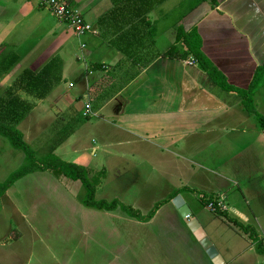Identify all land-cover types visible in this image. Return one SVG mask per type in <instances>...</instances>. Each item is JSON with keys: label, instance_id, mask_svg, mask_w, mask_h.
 <instances>
[{"label": "crops", "instance_id": "crops-1", "mask_svg": "<svg viewBox=\"0 0 264 264\" xmlns=\"http://www.w3.org/2000/svg\"><path fill=\"white\" fill-rule=\"evenodd\" d=\"M16 1L19 9L27 6L25 0ZM165 1L155 0L149 6L148 0H73L94 32L76 39L75 46H79L80 51L73 55L62 45L65 39L74 35L61 22L66 27L56 30L55 37L60 42L58 50L42 59L38 66L56 56L61 63V80L41 99L29 95L22 97L21 93H26L19 91L22 98L33 103L27 116L33 127L37 120L54 115L51 120L56 122L53 132L59 133L60 143L72 135L73 130H69L68 125L74 118L83 116L84 104H88L94 117L97 114L99 117L117 116L108 129L110 135L113 132L118 135L107 137L111 145L139 142L140 149H146L140 154L147 158L155 156L159 163L164 156L181 158L195 167L194 173L205 172L201 182L191 178L196 183L194 186H181L213 195L220 209L238 221L252 225L264 240V224L260 221L264 213V130L253 114L245 112L239 94L248 88L255 70L264 62V0H215L214 4L198 0L200 4L195 10L199 11V16L187 25L183 20H177L168 32L167 43L159 48L155 25ZM33 5L37 7L34 1ZM6 25L0 28V46L7 44L19 48L27 44L23 58L29 56L32 51L30 38L34 32L20 34L24 30L11 25L14 31L19 30L11 33L9 40ZM182 26L186 32L195 30L200 38L201 52L223 76L225 89L211 79L191 54L179 57L181 50H186L182 40L175 42L178 27L181 29ZM151 27H154L152 32ZM171 45H174L172 55H164ZM18 50L15 51L19 59L22 53ZM190 59L195 64H188ZM94 128L98 135L102 133L97 125ZM6 153L7 163L23 160V154ZM175 164V169L186 171L185 166L187 171L191 170L184 163ZM80 190L78 200L84 192ZM185 194L197 193H180L182 198ZM73 198L77 200V196ZM170 207L173 208L171 202L163 205L148 222H139L125 213L119 217L125 228L139 230L140 242L145 244L143 249L149 239L155 244L154 260H148L145 255L134 264H212L175 208L180 221L175 223L171 219ZM189 209L188 218L197 219L221 256L222 264H262L259 260L262 255L255 252L245 234L234 226L232 230L227 229L232 225L200 201L194 215ZM202 211L209 212L207 218L201 217ZM101 212L110 216L116 210ZM222 225L224 232L217 228ZM153 226L158 228L157 234L153 233L154 238L150 233ZM114 230L112 227L110 232H116ZM76 234L78 240L77 236L88 238L90 232L82 225ZM124 234L128 239V230L125 229ZM226 236L230 239L229 245H224L223 250L217 248ZM131 238L137 239L136 236ZM238 238H242L240 242H236ZM135 242L131 239L127 247L132 256H136L132 252L137 247ZM71 249L65 247L60 254L68 260L79 250L77 245Z\"/></svg>", "mask_w": 264, "mask_h": 264}, {"label": "rangeland", "instance_id": "rangeland-1", "mask_svg": "<svg viewBox=\"0 0 264 264\" xmlns=\"http://www.w3.org/2000/svg\"><path fill=\"white\" fill-rule=\"evenodd\" d=\"M25 1L27 6L25 5L24 9L20 6L19 9V3L16 0H0L2 3L0 28L8 24L6 25L7 39L11 40V33L13 35L19 30L16 28L14 31L11 25L19 26L21 30H24V33L20 34L34 32L30 38L32 51L29 56L23 58L27 44H23L19 48L18 46L14 47L21 51L22 56L4 75L0 74V91L9 85L14 76L24 67L36 68L42 59L49 54H55L60 46V42L55 37L56 30L57 28L64 30L66 27L47 8L37 5L35 8L33 1ZM198 3V0H167L161 5V17L158 18V24L155 25L158 36L156 44L159 48L164 47V44L167 43L168 32L171 31L177 20L181 19L187 25L188 22L199 16V11L195 10L200 4ZM22 12L26 16L24 13L22 15ZM150 30L154 31V27H151ZM182 31H185L184 26L180 33ZM72 37L69 36L65 39L62 46L68 49L70 54L75 55L78 50L80 51V48L75 46L77 38ZM1 49H3V45L0 46V51ZM21 96L26 97L27 94L21 93ZM251 97L253 108L264 117L263 77H260L252 87ZM84 109L83 116L74 118L68 125V129L73 130L72 135L58 144L53 153L65 161L84 166L90 173L100 169L105 172L104 178L98 185L99 188H96V199L110 200L115 197L144 214L156 201L165 198L174 189L184 184L194 186L196 183L192 179L199 183L204 177L205 172L194 173L195 167L186 164L181 158L164 156L159 163V159L155 156L147 158L141 155L142 149H140L139 142L130 145H119L118 143L111 145L107 137L118 135L117 132L110 135L108 129H111V122L117 120V116L99 117L97 114L94 117L88 109V104H84ZM65 114L68 113L65 112ZM52 118H55L54 115H47L37 120L32 127L31 120H29L31 118L26 116L17 124L25 141L38 156L45 154L49 146L58 141L59 133L53 132L56 122H52ZM95 125L101 130L100 135H98V131L94 132ZM6 151L22 156L20 150L11 147L9 142L0 136V182L21 162L16 163V159H14L7 163ZM142 151H146V149ZM260 156L263 158V155ZM235 161H237L236 157ZM175 163H184L191 170L187 171L185 166L186 171L180 168L175 169ZM202 184L211 186L208 182H202ZM80 189H83V186L79 182L62 176L55 180L46 172L30 173L16 180L0 196V264H64L65 262L67 264H131V262L134 264L141 261V258L144 259L145 255L148 260L155 259V244H151L152 240L149 239L146 249H143L145 244L140 242L139 230L125 228V224L119 219L121 215H124L122 211L116 209V212L111 213L110 217L101 211L83 207L78 200L81 194ZM73 196H77L76 201ZM197 197V194H185L183 198L187 206L191 208L193 215L199 205ZM234 198H236V193ZM208 215L209 212H201L202 218H207ZM169 216L175 223H179L180 217L174 206L170 207ZM260 221L264 224V213L261 214ZM82 225L84 230L90 232V235L88 238L77 236L78 240H76V231H81ZM112 227L116 232H110ZM217 228L220 232L225 231L223 225ZM125 229L129 232L128 239L124 238ZM227 229L232 230L234 227L229 226ZM148 230L150 231V229ZM151 230L150 233L154 238L153 233L157 234L158 228L153 226ZM72 232L74 233L69 235ZM131 236H136L137 239L131 238ZM226 237L222 238L224 242L222 245L215 243L218 244L217 248L223 250L224 245H229L230 239L228 237L226 239ZM131 239L137 241L134 244L137 247L132 249L136 256H132L127 250ZM241 239L238 238L236 242H240ZM77 241L82 242L78 244ZM76 245L79 250L77 253L71 254L70 259L67 260L60 254V251L62 252L65 247L72 250L71 248H76ZM259 260L264 264V256H261Z\"/></svg>", "mask_w": 264, "mask_h": 264}, {"label": "trees", "instance_id": "trees-1", "mask_svg": "<svg viewBox=\"0 0 264 264\" xmlns=\"http://www.w3.org/2000/svg\"><path fill=\"white\" fill-rule=\"evenodd\" d=\"M149 6L155 0H148ZM160 1V0H159ZM211 4L215 0H208ZM178 27L177 40H182L186 46V50H181L180 58L191 54L195 58L200 67L215 81L221 88L227 87L223 76L209 62L200 50V38L195 30L182 31L180 33ZM174 45H171L163 54L172 55ZM18 55L14 48L4 44L0 51V74L6 73L17 61ZM61 63L56 56L49 58L45 63L36 69L23 68L12 80L10 85L2 88L0 91V136L4 137L14 149L20 150L23 154L21 164L3 181L0 182V196L19 178H22L34 172H47L54 177H65L71 181H78L84 189L82 197L79 199L80 204L88 209L97 211H114L119 209L127 216L134 218L139 222H148L155 213L171 199L181 192H190L199 194V201L207 206L212 205V211L221 216L226 222L237 228L241 233L245 234L252 242L256 253L264 256L263 239L257 234L254 227L249 224H244L236 218L231 217L225 210L219 208L216 198L213 195H208L195 188L181 186L174 189L168 196L156 201L146 213H141L138 209L129 204H124L117 198L106 200L103 198L96 199L95 191L104 178L105 172L100 169L90 173L84 166L73 162L65 161L53 153L55 147L62 140L57 141L51 146L45 154L38 156L29 144L25 141L23 133L17 128V124L25 118L33 107V103L20 96L19 91L25 92L27 95L36 99H41L46 96L48 91L57 85L61 80ZM264 74V62L255 70V74L247 89H242L239 94L244 109L253 114L258 121L259 126L264 130V117L258 114L252 105L251 90L256 81ZM59 142V143H58Z\"/></svg>", "mask_w": 264, "mask_h": 264}, {"label": "built area", "instance_id": "built-area-1", "mask_svg": "<svg viewBox=\"0 0 264 264\" xmlns=\"http://www.w3.org/2000/svg\"><path fill=\"white\" fill-rule=\"evenodd\" d=\"M37 6L47 8L55 18L65 23L71 33L80 39L86 33L94 32L92 25L86 22L83 18L81 11L73 3V0H33ZM80 47H84V43H80ZM188 64H195V61L190 59ZM219 206V205H218ZM207 207L211 210L212 205L208 204ZM220 208V207H219ZM264 243V240H263Z\"/></svg>", "mask_w": 264, "mask_h": 264}, {"label": "water", "instance_id": "water-1", "mask_svg": "<svg viewBox=\"0 0 264 264\" xmlns=\"http://www.w3.org/2000/svg\"><path fill=\"white\" fill-rule=\"evenodd\" d=\"M171 204L177 210L188 230L191 232L195 240L198 242L200 247L204 250L207 257L211 260L212 264H222L223 260L219 255L217 249L206 235L204 229L199 224L197 219L188 218L190 215V209L184 202L180 194L175 195L171 199Z\"/></svg>", "mask_w": 264, "mask_h": 264}]
</instances>
